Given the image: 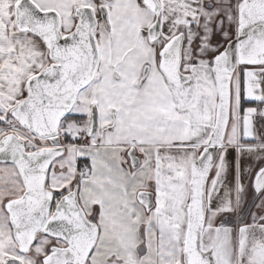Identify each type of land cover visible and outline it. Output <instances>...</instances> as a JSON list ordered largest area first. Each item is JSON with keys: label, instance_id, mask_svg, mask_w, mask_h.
Listing matches in <instances>:
<instances>
[{"label": "snow or ice", "instance_id": "6c2138e0", "mask_svg": "<svg viewBox=\"0 0 264 264\" xmlns=\"http://www.w3.org/2000/svg\"><path fill=\"white\" fill-rule=\"evenodd\" d=\"M0 264H264V0H0Z\"/></svg>", "mask_w": 264, "mask_h": 264}]
</instances>
